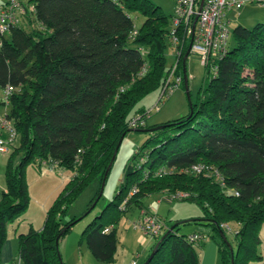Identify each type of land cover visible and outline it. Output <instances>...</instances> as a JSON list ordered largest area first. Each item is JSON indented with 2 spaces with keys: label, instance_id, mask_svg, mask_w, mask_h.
I'll return each instance as SVG.
<instances>
[{
  "label": "trees",
  "instance_id": "obj_1",
  "mask_svg": "<svg viewBox=\"0 0 264 264\" xmlns=\"http://www.w3.org/2000/svg\"><path fill=\"white\" fill-rule=\"evenodd\" d=\"M29 3L34 5V12L26 16L20 27L0 35V91L8 86L14 89L8 105L1 98L0 105L6 106V117L17 134L5 169V190L0 191V264L7 224L28 208L27 167L40 171L55 164L58 170L72 176L47 210L42 229L18 235L17 260L13 264H63L56 238L64 237L76 219L63 222L62 216L93 178L100 177L101 187L114 152H118L131 131L152 136L126 165L115 200L101 214V218L107 214L106 219L98 225L93 222V228L88 226L83 231L82 240L92 256L103 263L114 262V226L119 215L131 206L143 211L142 201L148 196L162 194L171 198L185 194L172 201L195 203L204 212L203 217L170 225L163 222L165 230L153 238L154 243L140 264L174 225L149 264H199L200 243L177 234L179 225L187 223L212 227L219 237L216 244L221 264L261 262L264 23L251 29L239 25L231 30V44L226 55L217 60L216 73L211 77L210 69L204 67L208 83L199 90L192 114L189 110L182 118L132 129L130 120L146 113L138 110L133 115L135 106L160 91L170 73L165 51L171 47L172 16L162 14L150 0ZM131 13L144 18L138 29ZM188 45L179 47L176 76L181 78V88ZM159 126L160 130L150 131ZM158 136L162 137L158 146L148 151V159L137 168L136 159ZM15 155L20 158L13 166ZM193 164L216 167L223 185L192 173L157 176L161 169L180 170ZM222 225L235 228L234 246ZM106 229L108 233L104 232Z\"/></svg>",
  "mask_w": 264,
  "mask_h": 264
},
{
  "label": "rangeland",
  "instance_id": "obj_2",
  "mask_svg": "<svg viewBox=\"0 0 264 264\" xmlns=\"http://www.w3.org/2000/svg\"><path fill=\"white\" fill-rule=\"evenodd\" d=\"M165 16H173L175 2L174 0H150ZM130 17L134 27L138 29L144 21V18L138 13H131ZM230 20V31L236 26H242L247 29L253 28L256 24L264 23V4L262 5H245L240 10L230 12L228 14ZM231 33V32H230ZM188 44V43H187ZM231 44V34L229 39ZM167 68H171L174 64V52L170 46L165 51ZM187 87L191 103L197 101V94L202 87L208 83L205 69L200 64L198 56L190 53L186 62ZM213 74H211L212 77ZM159 91H155L143 100H141L134 108L133 115L138 110L150 111L147 119L149 125L164 124L184 117L189 112V103L185 93V89L181 86L176 89L169 98L160 104V108L155 110ZM0 98L4 100V92L0 91ZM6 106L0 105V114H4ZM152 136V133L128 132L120 144L119 150L114 159L113 165L105 181L102 195L90 209V204L99 190L100 177L93 178L87 187L81 192L77 199L71 203L64 215L63 222L71 219H80L70 229V231L62 237L58 242V252L63 264H107L96 260L88 250L85 240H82L83 231L90 226L101 224L107 217V214H101L103 210L114 201V197L119 189L120 183L124 175V169L132 159L136 150ZM162 137L158 136L157 141L149 144L143 152L142 159L146 161L148 151L158 146V141ZM15 144L9 148L7 154H0V191L5 188V169L10 154ZM20 156L15 155L12 158V165L16 166ZM139 162V161H138ZM68 171H52L48 168H42L38 171L33 166L26 169V182L28 185L29 204L27 210L16 218L13 222L7 224L6 240L16 242V252L18 253V235L27 234L30 229L40 231L46 219L47 210L50 208L56 197L63 190L64 186L71 178ZM166 195H152L143 199L142 204L145 210L155 212L163 222L167 225L174 222H185L189 220L202 218L204 212L193 202L190 201H169ZM159 201V203H158ZM85 215V216H84ZM84 216V217H83ZM142 220V211L139 207L131 206V208L120 214L115 223L117 248L115 260L111 264H131V262L142 263L146 258L152 246L153 239L145 238L142 232L133 227ZM95 222V225L92 223ZM262 229V228H261ZM235 228L231 226V232H226L227 239L235 245L234 241ZM262 245L259 252L263 258V262H252L250 264H264V235L261 236ZM178 235L191 236L197 234L201 237L199 250V264H221L220 255L216 242L219 241L218 235L213 231L211 226L205 224L187 223L181 224L177 230ZM6 242V241H5ZM211 247L214 258L209 257L207 248ZM235 248V247H234ZM206 250V251H205ZM139 255V257H137ZM2 264V263H1Z\"/></svg>",
  "mask_w": 264,
  "mask_h": 264
},
{
  "label": "built area",
  "instance_id": "obj_3",
  "mask_svg": "<svg viewBox=\"0 0 264 264\" xmlns=\"http://www.w3.org/2000/svg\"><path fill=\"white\" fill-rule=\"evenodd\" d=\"M175 8L170 27V42L174 52V64L170 68V73L165 85L159 91L155 110L160 108L169 96L179 88L181 78L176 76L177 62L181 56L183 43L191 45L189 53L198 56L199 62L203 67L210 69L211 74L217 70V60L223 58L229 47L230 39V20L228 14L240 10L245 5H262L264 0H174ZM34 12V5L29 0H3L0 2V35L7 33L13 27H20L26 16ZM136 32H133L134 37ZM13 88L8 86L4 91L5 105H8L9 96ZM150 111L144 116L136 115L129 122L132 129L142 128L146 125ZM17 141V134L11 121L6 117V112L0 114V154H7L9 148ZM143 153L136 159L135 166L138 168L144 162ZM139 161V162H138ZM44 164V163H43ZM49 170L62 172L58 170L55 164L51 165ZM174 172L192 173L195 175H204L221 182L222 177L216 167L206 164H193L190 167L177 170L176 168L161 169L157 176L172 174ZM135 192L130 193L132 195ZM237 195V194H236ZM185 194H176L169 198H183ZM124 208V204L121 209ZM133 227L142 232L145 238L160 235L165 230V225L161 218L149 210L142 211V220ZM226 232H231L230 227L222 225ZM109 230H105L108 233ZM192 242H199L201 237L197 234L189 236ZM17 264H20L17 261Z\"/></svg>",
  "mask_w": 264,
  "mask_h": 264
},
{
  "label": "water",
  "instance_id": "obj_4",
  "mask_svg": "<svg viewBox=\"0 0 264 264\" xmlns=\"http://www.w3.org/2000/svg\"><path fill=\"white\" fill-rule=\"evenodd\" d=\"M190 47H191V45L189 44V45H188V49H187V51H186V53H185V55H184V57H183V71H182V72H183L184 89H185V93H186V96H187V99H188V103H189L190 114H192V110H193V109H192V103H191V100H190L189 91H188V87H187V76H186V69H185V61H186V59L188 58L189 51H190ZM161 128H162V127L159 126V127H157V128H152L150 131H151V132H154V131H156V130H160ZM116 154H117V150L114 152V154H113V156H112V158H111L110 165H111L112 162L114 161ZM110 165L107 167L106 173H105V175H104V180H103V182H102V184H101V187H100L99 195L97 196L96 201H95L94 204L92 205L91 209L95 206V203L99 200V198H100L101 195H102L103 187H104V184H105L106 174H107V172H108L109 169H110ZM91 209H90V210H91ZM90 210H89V211H90ZM89 211H88V212H89ZM79 220H80V219H76L75 223L78 222ZM174 227H175V225L172 226V227L169 229V231H167V232H166V233H165V234L159 239V241L156 243L155 247L153 248L152 252L150 253L149 257L146 259V261H145L143 264H149V263L151 262V260L153 259V257H154L155 254L157 253V249H158L159 244L162 242V240L165 238V236H166L169 232H171V231L174 230ZM218 233H219L220 237L222 238V240H223V241L226 243V245L228 246L230 253L233 255V250H232L230 244L228 243L227 239L225 238L223 232H222V231H219ZM59 237H60V235L56 238V244H58Z\"/></svg>",
  "mask_w": 264,
  "mask_h": 264
},
{
  "label": "crops",
  "instance_id": "obj_5",
  "mask_svg": "<svg viewBox=\"0 0 264 264\" xmlns=\"http://www.w3.org/2000/svg\"><path fill=\"white\" fill-rule=\"evenodd\" d=\"M1 1H3V0H0V2ZM146 123L149 125L148 120H146ZM153 125H156V123ZM3 190H5V188H3ZM158 203H159V201H158ZM261 231H262L261 236L263 237V235H264V224L262 226ZM153 241H154V239H153ZM261 245H262V239H261ZM206 250L208 252L206 254H208L209 257L214 258V253L212 251L213 249L211 247H208ZM16 251H17L16 250V242L6 240V242L3 244V247L1 250V263L2 264H13V262L17 260V254L18 253ZM137 257H139V255H137ZM262 262H263V258H262ZM131 264H140V263H137L134 261V262H131Z\"/></svg>",
  "mask_w": 264,
  "mask_h": 264
}]
</instances>
